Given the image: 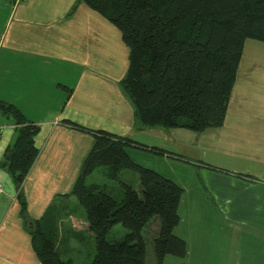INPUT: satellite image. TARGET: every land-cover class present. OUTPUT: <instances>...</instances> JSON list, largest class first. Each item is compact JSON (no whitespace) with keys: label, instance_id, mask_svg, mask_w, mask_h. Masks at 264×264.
I'll list each match as a JSON object with an SVG mask.
<instances>
[{"label":"crops","instance_id":"crops-1","mask_svg":"<svg viewBox=\"0 0 264 264\" xmlns=\"http://www.w3.org/2000/svg\"><path fill=\"white\" fill-rule=\"evenodd\" d=\"M260 47L264 42L245 41L221 126L202 132L141 127L122 87L130 50L111 22L79 0H0V100L39 127L38 153L20 188L26 213L0 166V264H41L28 219L51 214L56 239L64 242L65 235L78 236L77 229L87 228L86 220H72L67 210L100 130L130 138L133 144L125 150L133 161L182 188L173 233L185 241L186 254L166 255L162 264L205 259L264 264ZM14 132L12 119L0 113V163ZM61 217L71 218L65 232ZM157 231L155 221L151 233Z\"/></svg>","mask_w":264,"mask_h":264},{"label":"trees","instance_id":"trees-1","mask_svg":"<svg viewBox=\"0 0 264 264\" xmlns=\"http://www.w3.org/2000/svg\"><path fill=\"white\" fill-rule=\"evenodd\" d=\"M111 22L130 50L122 87L141 127L185 128L202 132L221 126L227 112L245 41L264 42V0H79ZM0 113L15 125L12 142L0 163L17 189L21 211L26 202L21 184L38 153L39 127L13 104L0 100ZM127 137L97 131L70 192L85 211L94 237L89 264H162L166 255L184 257L186 243L174 235L182 188L173 180L132 160ZM98 167L118 179L130 170L139 190L121 182L118 201L86 178ZM51 214L29 220L31 244L41 264H74L56 249ZM158 231L151 233V224ZM116 224L128 229L119 240H107ZM147 229V237L142 231ZM150 251V254H149Z\"/></svg>","mask_w":264,"mask_h":264},{"label":"rangeland","instance_id":"rangeland-1","mask_svg":"<svg viewBox=\"0 0 264 264\" xmlns=\"http://www.w3.org/2000/svg\"><path fill=\"white\" fill-rule=\"evenodd\" d=\"M249 46H246L244 58H249ZM260 49H264V47H260ZM264 55V54H263ZM261 58H264V56H261ZM127 184H130L135 190H139L140 188V181L137 176V174L130 170H124L120 173L118 179H110L106 176L105 168L104 167H98L96 168L85 180V183L87 185L90 184H97L99 187L105 188V191L110 194L113 198L120 201L124 197V189L121 185V182H126ZM70 207L68 208V212H71L70 215L72 220L73 217L77 218L78 220L83 219L85 220V211L84 208L79 203L78 199L76 197L71 198V202L69 203ZM71 218L68 217H61V222H63V231L65 232V222H68ZM62 224V223H61ZM155 225V221L152 222V226ZM61 230L60 236H61ZM76 230V229H75ZM79 230L78 236H71V235H65L66 241L59 240V238L56 239V247L61 253L62 259H72L74 264H89L91 260L93 259L94 255V237L92 233L88 230V228L83 229L81 227ZM128 232V229L123 227L121 224L114 225L109 232L107 233V240L109 241H115L119 240L122 237L126 235ZM142 234L144 237H147V229L145 228L142 231ZM148 238V237H147ZM64 243H69V245H65ZM68 246H70L68 248ZM63 251V252H62ZM210 253V252H209ZM150 254V251H149ZM211 254V253H210ZM219 257V255H217ZM223 262V263H222ZM228 260L222 261V260H200L197 261L193 260L191 261L192 264H227ZM147 264H152L150 259Z\"/></svg>","mask_w":264,"mask_h":264}]
</instances>
